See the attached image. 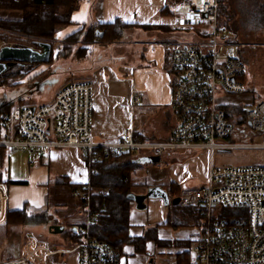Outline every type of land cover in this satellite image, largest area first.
<instances>
[{
  "label": "built area",
  "instance_id": "built-area-1",
  "mask_svg": "<svg viewBox=\"0 0 264 264\" xmlns=\"http://www.w3.org/2000/svg\"><path fill=\"white\" fill-rule=\"evenodd\" d=\"M165 11L172 32L197 36V41L168 44L174 47L170 84L176 121L168 141L136 140L128 129L119 142L97 143L94 84L78 82L57 92L50 103L15 108L0 116V150L45 156L52 150L75 149L86 158L91 178L99 174L100 167L116 163L123 153L147 151L163 157L173 151H210L213 156L216 151L235 148L264 150V102L253 103L245 111L248 125L237 130L219 103L225 93H247L239 80L247 72L241 59L246 45L232 40L228 28L220 23L219 0H169ZM2 48L0 44V51ZM236 134L241 136L238 140H249L252 134L263 140L258 145L230 143ZM84 186L87 193L77 192L76 196L90 203L91 181ZM168 197L170 205L178 198L181 206L198 210L205 221V228L191 243L192 264H264V167H212L204 187ZM89 203L86 222L67 229L73 247L50 248L28 236L20 257L3 264H47L51 256L64 254H76L78 264H127L116 249L92 236ZM8 205L9 187L0 182V224L7 222Z\"/></svg>",
  "mask_w": 264,
  "mask_h": 264
},
{
  "label": "crops",
  "instance_id": "crops-1",
  "mask_svg": "<svg viewBox=\"0 0 264 264\" xmlns=\"http://www.w3.org/2000/svg\"><path fill=\"white\" fill-rule=\"evenodd\" d=\"M168 1L80 0L78 9L72 13L73 25L57 33L55 41L63 43L83 29L120 24L121 40L112 44L98 40L86 44V56L81 59L84 63L74 72L75 75L71 76L79 80L63 85L47 102H52L57 92L70 84L93 83L95 92L93 134L97 143L119 142L128 129H131L135 139L140 141L166 142L170 139L176 121L171 109L170 84L174 47L168 44L176 40L169 26L170 21L163 13ZM142 27L153 28L146 30ZM37 74L38 72L33 70L25 79L32 81ZM19 83L20 81L17 82ZM136 97L139 98V102L134 103ZM240 137L238 134L234 135L235 139H241ZM139 154L123 153L117 164L127 165L139 158L155 157ZM209 155L206 152L197 156L196 152L173 151L161 157L160 164L167 175V183L164 185L166 191L163 190L172 195L170 184L179 185L184 190L181 181L182 171L197 165L202 167L201 180L207 184L213 167L212 159H208ZM134 165L139 166L131 169V181L137 185L135 189L152 187L154 190V185L149 183L147 172L149 167L154 169L161 165L143 166L135 163ZM91 179L86 167V158L75 149L52 150L45 156L11 154L7 150H0V182L7 183L9 187L8 212L11 214L25 212L27 216L23 224L8 221L0 224L2 242L5 246L0 264L20 257L26 238L34 234L33 231L27 230V226H38L36 228L38 235L35 234L37 237H32L42 242L41 232L50 233L51 226H63L66 231L68 225L84 224L86 219L81 223L71 222L70 217L64 216L61 209L66 208L68 203H64V200L69 196L74 199L72 205L77 207L75 209L80 211L84 219L81 205L70 194L69 186H84ZM149 204L154 208L153 200L150 199ZM150 230H154V227L144 231L142 235ZM197 237L186 241L188 247L176 255L175 264H179V255L185 251L193 258L190 247ZM150 242L154 244V241ZM127 247L129 246L125 249ZM129 248L135 250L133 246ZM122 257L125 263L131 264L125 253ZM151 261L154 262L151 259L140 264ZM47 264H78V257L76 254L54 255L48 259Z\"/></svg>",
  "mask_w": 264,
  "mask_h": 264
},
{
  "label": "rangeland",
  "instance_id": "rangeland-1",
  "mask_svg": "<svg viewBox=\"0 0 264 264\" xmlns=\"http://www.w3.org/2000/svg\"><path fill=\"white\" fill-rule=\"evenodd\" d=\"M21 15L22 14L16 12L0 10V19L4 20L18 21L21 20ZM88 29L80 31L84 34L80 35V39L75 44L73 42L66 43L64 41L63 43H58L54 41L53 60L49 64L27 65L22 69H31L28 71L27 75L33 70H36L38 74L34 80L29 81L28 79H25L26 75L23 80H20L19 84H17L18 81H11L9 86H0V106L6 104H13L15 107H20V105L40 106L49 102L54 93H56V90L63 87V85L73 80H79L77 77L71 78V76L73 74L75 75L74 72H76V70L84 63L81 59L85 57H80L84 53L80 54V51L86 50V56L87 49L86 44L84 43V36ZM172 34L174 35L175 40L185 39L189 41H197V36L189 32L179 31L172 32ZM230 34L232 40L246 45V49L244 48V57L248 64L251 87L255 91V94L246 93L236 95L225 93L219 97V103L223 107H240L243 110L248 111L253 108V103L257 104L259 102H264V34H250L247 37L241 32H232ZM236 35H238L237 38H235ZM18 36H20L21 39L10 37L6 42H0V44L3 47L24 46L31 47L39 51L42 50L37 44V42L40 41L38 38L19 34ZM119 41L102 43L112 44L118 43ZM59 52H63L65 55L57 57ZM76 57H78V59H75ZM14 70L18 72L22 71L21 68L18 67H15ZM247 84L248 81L246 80L245 85ZM262 140L263 138L261 135L252 134L249 140L235 139L230 143L258 145L262 142ZM205 152L210 154L208 159H212V166L216 169H247L253 167H264V150L261 149L235 148L229 151H216L212 157L210 151H197L196 154L197 156H201ZM146 154H148L147 151H142L139 155ZM162 168V165L159 168L154 167V169L153 167H149V171L147 172L150 179L149 183L154 185V190L157 191H164L163 189L166 188L164 185L167 183V175ZM201 172L202 167H199L198 165L183 170L181 181L184 189H199L204 187L206 183L201 180ZM151 188L152 187H146L135 189L133 191V194L135 193L140 197H144L145 200L142 205L133 202L131 236L139 237L144 231L154 227V231L157 233L159 240L167 242V245L158 246V244L154 241V244L151 242L147 244L145 253L135 254V250L129 248L130 246L124 250V253L130 258L131 264H140L144 260L150 261L151 259H153L157 264H175L176 255L186 249V241H191L193 238L199 236V233L201 234L202 230L205 228V221L201 217L199 211L198 213L200 217L197 214L193 215L190 210L191 208L188 209L182 207L180 204L171 206L169 198L151 197ZM172 196L174 195L172 194ZM150 199L155 202L154 208L149 204ZM64 201V203H68L66 208L61 209V212L65 214L64 216H69L71 222L73 223L84 222L88 213L87 209L81 208V211L84 213L83 219L80 211L75 209L77 207L72 205V201H74V199L67 196ZM75 212L77 215H74ZM230 212L233 214L237 213L236 211ZM168 221L172 225H179V227L174 228L166 225ZM30 227L27 226V230L33 231L34 234L32 233V236L37 237L36 235L38 234H36V228L38 226H33L31 229ZM41 233L43 235V238L41 239L43 244L63 250L73 247V242L68 237L67 230L64 233L57 235H52L47 232ZM1 234L2 229H0V257L4 254L5 247L2 242L3 238ZM27 235H29V233ZM189 257L191 260L190 264H192L193 258L190 254Z\"/></svg>",
  "mask_w": 264,
  "mask_h": 264
},
{
  "label": "trees",
  "instance_id": "trees-1",
  "mask_svg": "<svg viewBox=\"0 0 264 264\" xmlns=\"http://www.w3.org/2000/svg\"><path fill=\"white\" fill-rule=\"evenodd\" d=\"M80 0H0V10L11 11L22 14L21 20L12 21L0 19V42H6L8 38L21 39L19 35H28L38 38L37 42L55 43V37L61 30L73 25L71 20L72 13L78 9ZM166 14V11L163 12ZM219 21L226 26L230 33L241 32L244 36L250 34H264V0H219ZM120 24L103 25L91 27L84 36V43L100 40L101 42H112L121 40ZM146 30L153 27H142ZM83 32V31H82ZM76 33L67 38L65 42L74 44L80 39ZM103 34V36H101ZM236 35L235 38H237ZM24 47V46H15ZM246 49V48H245ZM86 51V50H85ZM85 51L80 57H85ZM244 49L241 51V57L247 72L239 80L246 84L248 81L247 93L255 94L251 87V79L248 71V64L244 57ZM54 45L50 62L53 60ZM65 55L59 52L57 57ZM49 62V63H50ZM47 63V64H49ZM31 69L15 71L14 67L9 68L0 77V86H9L11 81H20ZM261 97V96H260ZM13 104L0 106V116L15 109ZM228 121L237 130L248 125L245 110L240 107H222ZM240 132V130H238ZM116 163L109 166L100 167L97 176L91 179L90 203L85 199L76 196L77 192L86 194V186H69L70 194L80 203L81 208L86 209L90 205L93 222L91 224V234L93 237L104 241L116 249L119 254L124 253L126 246H133L135 252L145 253L147 243L155 241L158 246H166L167 242L159 240L157 233L150 230L139 237L131 236L130 214L133 200L129 198L137 187L131 181V169L138 168V165L129 163L121 165ZM174 196H179L181 187L176 184H170ZM106 206V209H103ZM189 209V208H188ZM193 215H199L198 210L190 209ZM200 217V215H199ZM15 218V219H13ZM25 212H8V223L23 224L26 221ZM167 225L174 228L179 225H172L169 221ZM66 230L70 225L66 226ZM188 247V244H186ZM179 264H190L188 251L179 255Z\"/></svg>",
  "mask_w": 264,
  "mask_h": 264
},
{
  "label": "water",
  "instance_id": "water-1",
  "mask_svg": "<svg viewBox=\"0 0 264 264\" xmlns=\"http://www.w3.org/2000/svg\"><path fill=\"white\" fill-rule=\"evenodd\" d=\"M101 36H103V34H101ZM38 45L42 49L41 51L31 47H3L0 51V77L16 63L28 65L49 63L52 56L53 45L48 42H39ZM249 125L251 124L249 123ZM134 163L143 166H156L161 163V157H143L135 160ZM150 193L151 197L169 198L165 191L152 190ZM129 198L140 205H142L145 200L144 197L134 194H131ZM179 203L180 201L178 198L173 201V205H178ZM49 231L51 234L55 235L62 234L65 231V227L59 225L51 226Z\"/></svg>",
  "mask_w": 264,
  "mask_h": 264
},
{
  "label": "flooded vegetation",
  "instance_id": "flooded-vegetation-1",
  "mask_svg": "<svg viewBox=\"0 0 264 264\" xmlns=\"http://www.w3.org/2000/svg\"><path fill=\"white\" fill-rule=\"evenodd\" d=\"M27 65H28V64H20V63H16L13 67H14V68H15V67H18V68H21V70H22V69L25 68Z\"/></svg>",
  "mask_w": 264,
  "mask_h": 264
}]
</instances>
